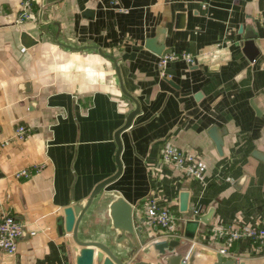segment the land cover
Segmentation results:
<instances>
[{
  "label": "crops",
  "instance_id": "obj_1",
  "mask_svg": "<svg viewBox=\"0 0 264 264\" xmlns=\"http://www.w3.org/2000/svg\"><path fill=\"white\" fill-rule=\"evenodd\" d=\"M22 1L0 0V210L23 223L15 251L0 249V264H75L71 234L57 229L62 209L83 204L115 171L114 132L134 107L115 67L138 111L118 134L120 173L85 208L77 237L120 248L126 241H113L108 203L120 195L144 217L155 188L180 234L186 216L212 208L189 244L173 247L192 254V264H213L219 253L213 224L264 222V0H27L21 19ZM246 33L254 34L252 59L242 50ZM171 50L190 53L192 63L172 59L161 72L158 57ZM17 124L29 127L22 139ZM165 143L195 152L202 177L162 162ZM33 162L42 163L38 171L13 176ZM144 224L153 239L187 241ZM226 249L219 254L233 264H264L245 239ZM141 257L158 264L161 254Z\"/></svg>",
  "mask_w": 264,
  "mask_h": 264
},
{
  "label": "water",
  "instance_id": "obj_2",
  "mask_svg": "<svg viewBox=\"0 0 264 264\" xmlns=\"http://www.w3.org/2000/svg\"><path fill=\"white\" fill-rule=\"evenodd\" d=\"M42 3L39 5V11H41ZM92 9H84V13L89 17L91 16ZM179 17V15H177ZM22 37L26 39V34L21 33ZM254 34H245L242 40V50L246 52L249 59H252L256 53V49L253 46ZM115 72L119 79L121 90L128 95L134 102V107L127 113L123 123L114 132V140L116 143V150L114 153V161L116 169L110 175L102 178L94 184L89 192L85 202L83 204L72 202L63 207L62 221L57 223V229L59 232L63 230L70 233L74 241L76 253L74 255L75 264H154L150 261L142 259V255L149 250L153 249L155 253H160L161 257L158 264H192V254L175 252L173 247L179 244L188 245V240L192 239L195 235L196 228L199 222L204 224L209 223V218L212 213V208L209 207L204 212H195L191 216H186L182 225V236L187 241H180L178 239H153L154 236L148 230L144 224V217L142 215H136L132 210V206L122 196H116L108 203V215L111 220V225L118 230V235L113 239L114 243H120L124 238L126 243L121 245L120 248L111 249L106 243L99 240H82L77 237L76 230L78 221L89 205L92 198L110 181H112L120 173V139L119 132L127 127L132 117L138 111L137 100L127 91L124 90L119 72L115 67ZM208 134L212 139L216 150L220 152L221 138L214 125H212ZM254 153V152H253ZM179 210H186V192L180 191ZM142 246V247H141ZM141 255H137L134 259L133 256L138 249H140ZM214 256L213 264H233L235 259L228 258L223 259L219 253H212ZM238 264H245L243 261H239Z\"/></svg>",
  "mask_w": 264,
  "mask_h": 264
},
{
  "label": "built area",
  "instance_id": "obj_3",
  "mask_svg": "<svg viewBox=\"0 0 264 264\" xmlns=\"http://www.w3.org/2000/svg\"><path fill=\"white\" fill-rule=\"evenodd\" d=\"M27 0L22 1V10L19 18L29 15ZM182 58L188 63H192L193 55L188 52H164L158 57L157 65L162 72L167 61ZM29 127L24 124H17L14 127V136L22 139L28 133ZM159 159L178 168L184 175L192 176L200 179L204 172V165L198 160L195 152L176 147L170 143L163 144L159 149ZM42 163H30L20 167L13 172L14 177L26 178L33 172L38 171ZM158 189H154L149 193L144 201V221L148 224H156L166 234L171 237L182 236L179 232L178 217L168 206L160 194ZM157 192V193H156ZM197 211H194V213ZM146 217V218H145ZM23 230V223L9 211L0 210V249L12 253L16 249V241ZM33 233V231H30ZM210 236L218 238L222 246L218 249L221 254L227 253L226 247L234 240L245 239L249 242L252 249L257 253L264 254V222L260 223H236L224 224L215 223L210 227Z\"/></svg>",
  "mask_w": 264,
  "mask_h": 264
}]
</instances>
